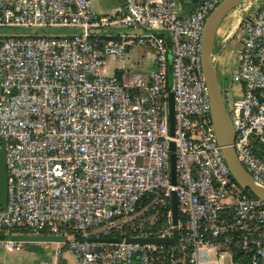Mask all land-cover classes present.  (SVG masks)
Here are the masks:
<instances>
[{"label": "built area", "instance_id": "1", "mask_svg": "<svg viewBox=\"0 0 264 264\" xmlns=\"http://www.w3.org/2000/svg\"><path fill=\"white\" fill-rule=\"evenodd\" d=\"M93 1L0 0V29L79 31L0 37V234L65 236L76 264H264V201L231 176L202 71L205 23L224 0H200L188 16L177 0H125L110 14ZM245 4L236 69L221 92L237 159L264 188V0ZM133 48L151 51L152 72L139 59L105 75L110 58L124 63ZM176 231L175 244L128 242Z\"/></svg>", "mask_w": 264, "mask_h": 264}, {"label": "water", "instance_id": "2", "mask_svg": "<svg viewBox=\"0 0 264 264\" xmlns=\"http://www.w3.org/2000/svg\"><path fill=\"white\" fill-rule=\"evenodd\" d=\"M256 0H224L209 15L206 20L202 35V71L206 83L208 97L211 106V117L217 138L218 145L221 148L223 159L231 173L234 181L252 196L264 201V188L257 184L252 177L245 171L237 159L234 150L235 133L231 120L224 108L222 92L220 88V80L215 65V43L217 32L227 18V16L247 2ZM140 33V31H138ZM169 110V129L170 135H174V101L173 95L168 97ZM170 150L174 151V144H170ZM170 176L173 186L176 185L175 172V156H170ZM8 184H7V167H6V150L5 140L0 138V209L3 211L7 207ZM171 210L173 213V224L178 223V206L175 192L171 197ZM178 233H174V237L169 240H128L130 243H156V244H175L177 242ZM12 241L18 243H56L65 244L67 238L65 236H48V235H28L14 234L10 237L0 235V242ZM101 243H120L121 240L102 239Z\"/></svg>", "mask_w": 264, "mask_h": 264}, {"label": "crops", "instance_id": "3", "mask_svg": "<svg viewBox=\"0 0 264 264\" xmlns=\"http://www.w3.org/2000/svg\"><path fill=\"white\" fill-rule=\"evenodd\" d=\"M125 0H94L93 9L98 14H110L114 9L122 7ZM200 0H177L184 10V16H188L195 10ZM241 7V6H240ZM239 7V8H240ZM234 12V11H233ZM232 13V12H231ZM240 14L237 16L235 22L230 27L228 37L236 35L238 32V22ZM109 33L116 34L114 30H109ZM235 50L230 53L222 54L221 59L215 57V65L219 73L220 88L221 90L227 86L228 79L235 72L236 64L234 62V54L239 47V40L232 42ZM134 49H130L127 55V61L124 63L117 62L114 58L108 60L104 73L107 76H113L118 69H129L132 63L136 60L142 59L144 62L145 71L152 72L154 70V59L150 50L147 49V62L146 56H137L134 54ZM147 63V65H146ZM238 90L237 87L234 88ZM14 234H0L11 236ZM0 264H76L73 254L68 251L66 245L56 243H22L20 250H7L0 245ZM131 264H138L134 260Z\"/></svg>", "mask_w": 264, "mask_h": 264}, {"label": "rangeland", "instance_id": "4", "mask_svg": "<svg viewBox=\"0 0 264 264\" xmlns=\"http://www.w3.org/2000/svg\"><path fill=\"white\" fill-rule=\"evenodd\" d=\"M246 5V4H245ZM244 8V4L234 10V12L230 13L227 18L221 24L216 37L215 43V51L214 56L218 59H221L222 54L230 53L235 50L232 42H237L239 40L238 33L233 35L232 37H228L230 31V27L235 22L237 16L241 13L242 9ZM102 31V30H101ZM79 31L77 29L72 28H45V29H24V28H16V29H0V37L5 36H46V37H65V36H72L78 34ZM147 53L146 48H135L134 54L137 56H146ZM220 58V59H219ZM149 59L147 58V62ZM147 65V63H146ZM218 72V71H217ZM219 75V73H218ZM172 86V75L169 76L168 87L171 88Z\"/></svg>", "mask_w": 264, "mask_h": 264}, {"label": "trees", "instance_id": "5", "mask_svg": "<svg viewBox=\"0 0 264 264\" xmlns=\"http://www.w3.org/2000/svg\"><path fill=\"white\" fill-rule=\"evenodd\" d=\"M247 193H249L248 191H246Z\"/></svg>", "mask_w": 264, "mask_h": 264}]
</instances>
